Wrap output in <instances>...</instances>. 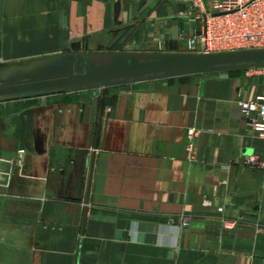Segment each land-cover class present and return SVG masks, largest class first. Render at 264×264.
Masks as SVG:
<instances>
[{
    "label": "crops",
    "instance_id": "obj_1",
    "mask_svg": "<svg viewBox=\"0 0 264 264\" xmlns=\"http://www.w3.org/2000/svg\"><path fill=\"white\" fill-rule=\"evenodd\" d=\"M187 10L0 0V86L189 52ZM248 68L0 99V264H264V169L245 164L264 139L239 105L264 74Z\"/></svg>",
    "mask_w": 264,
    "mask_h": 264
},
{
    "label": "water",
    "instance_id": "obj_2",
    "mask_svg": "<svg viewBox=\"0 0 264 264\" xmlns=\"http://www.w3.org/2000/svg\"><path fill=\"white\" fill-rule=\"evenodd\" d=\"M264 66V49L237 50L213 53H176L153 56L144 61H117L89 65L81 61V72L49 78L16 82L0 86V99L65 92L86 87L106 86L115 82L135 81L149 77H170L208 70H225L236 67ZM103 96L99 100L93 148L96 149ZM93 165V156L91 167ZM90 180L87 187L89 192Z\"/></svg>",
    "mask_w": 264,
    "mask_h": 264
},
{
    "label": "built area",
    "instance_id": "obj_3",
    "mask_svg": "<svg viewBox=\"0 0 264 264\" xmlns=\"http://www.w3.org/2000/svg\"><path fill=\"white\" fill-rule=\"evenodd\" d=\"M188 5L187 13L198 17L202 26L193 32L188 40V51L193 53L228 52L237 50L264 49V0H216L209 7L202 0H175ZM249 74H264V66L248 68ZM240 109L247 125L264 139V96L240 102ZM196 129L189 130L194 136ZM192 150V144H188ZM22 152L17 160L22 166ZM247 166L264 169V155L251 154L245 158ZM222 212V208H218ZM186 226L187 221L181 220ZM236 221L225 220L227 228L235 226Z\"/></svg>",
    "mask_w": 264,
    "mask_h": 264
}]
</instances>
